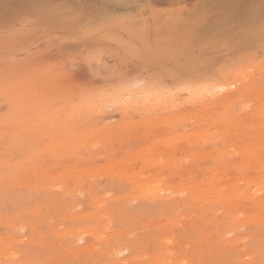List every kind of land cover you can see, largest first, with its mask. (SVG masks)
Masks as SVG:
<instances>
[{"label":"rangeland","instance_id":"obj_1","mask_svg":"<svg viewBox=\"0 0 264 264\" xmlns=\"http://www.w3.org/2000/svg\"><path fill=\"white\" fill-rule=\"evenodd\" d=\"M4 1L0 0V264H264L262 162L257 164L259 158L235 147L240 153L232 149L228 157L231 142L224 151L215 125L196 122L201 119L200 104L177 109L173 105L186 97L176 88L178 78L228 73L245 65L241 57L249 55L248 49L234 53L227 47L234 33L228 23H214L199 0L155 4V14L148 12L134 21L124 16L110 21L109 10L95 5L98 0L94 5L88 0L87 6L82 4L86 0H12L7 7ZM168 12L176 18L170 24ZM189 19L196 22L188 31L166 38L168 29H182ZM61 21L74 28L57 25ZM255 51L260 60L264 52ZM217 53L231 66L219 70L216 62L206 68L204 59L213 61ZM262 67L257 75H264ZM143 78L171 89L170 100L161 105L144 95L141 108L123 109V99L130 97L125 90L118 104L108 102L122 86L135 87ZM261 85L255 99L261 93L264 97ZM90 93L95 95L90 114L77 123L65 127L44 121L48 109L60 112L70 96L82 101ZM178 119L181 122L174 123ZM206 134V139L201 137ZM52 144L53 151L43 155ZM154 157L162 160L155 163ZM241 161L249 162L246 168ZM215 169L217 180L212 176ZM224 172L228 173L221 175ZM139 173L148 185L134 184L132 174L137 179ZM210 176L216 183L211 185L209 178L211 186L204 184ZM223 177H230L227 185ZM205 189L212 191L204 194ZM232 211L243 213L234 216Z\"/></svg>","mask_w":264,"mask_h":264},{"label":"bare ground","instance_id":"obj_2","mask_svg":"<svg viewBox=\"0 0 264 264\" xmlns=\"http://www.w3.org/2000/svg\"><path fill=\"white\" fill-rule=\"evenodd\" d=\"M4 1V0H3ZM8 1V2H7ZM7 1H4V5L7 7V5H9L8 3H10L9 1H12V0H7ZM17 1V0H15ZM20 1V0H18ZM27 1V0H26ZM85 1V0H84ZM88 0H86L84 3L85 6L89 5V1L87 2ZM96 1V0H95ZM95 1H91L93 2V5L95 4ZM7 2V4H5ZM13 2V1H12ZM11 2V3H12ZM21 2V1H20ZM87 2V3H86ZM188 2V0H98L96 1V6L97 5H103L105 6L106 9L109 10V12L106 13V16L107 18L110 20V21H116L118 20L119 16H124V17H127L129 19L127 20H136V18L150 12L152 14H155V10L152 9V6H154L155 4H169V5H175V4H181V3H186ZM16 3V2H15ZM21 4V3H20ZM19 4V5H20ZM73 4V3H71ZM198 4L201 6L202 10L205 9L206 11V8L209 9V12L208 14H210L211 16H213L212 18L214 19V23L218 24L219 26H222L226 23V25H229L232 30H234V33H233V36L231 38V40L227 43V47L231 50L234 51L235 53V50L239 51L240 53V50L242 49H248V56H240L241 58H243V62L245 63V65L243 67H239L237 69L234 68V71L232 72H228V73H219L217 75H212L211 74H206V73H201V74H198L196 75L195 77H188L186 78V80L183 81V79H177V81L175 82L176 84V88L178 89V91H185L186 92V97L183 99V100H180V101H176L174 105V107L177 109L178 107H184L185 105L187 104H194L197 105V104H200L201 105V108H202V111L200 112L201 114V119H199L198 121L196 120V122H211L212 125L214 124L215 127L214 128H217V131L215 130V132H218L220 133V136L222 137L223 139V144H224V151L227 150V145H231V148L230 146H228V148L230 149V151L226 152L228 153V157H231L230 156V152L231 150L234 148L240 152H243V153H247V154H250L251 156H254L256 158H259L258 161L255 160V158L253 159L252 157V162L255 163V161L257 162V164L259 162H262V166L264 167V160L262 158H264V97H261L262 96V93L261 95L255 99L256 97V92L258 90H262V86L261 84L264 83V75L263 74H260V75H257V71L258 69H260L262 67V64L264 65V56L261 57L260 60L257 59V56L256 54L258 53L257 51L255 50H258V48L260 50H262L264 52V32H262V25H264V0H199L198 1ZM44 5V4H43ZM21 6V5H20ZM32 6V5H30ZM3 7V6H2ZM1 7V8H2ZM6 7L4 9H6ZM19 7V6H18ZM17 7V8H18ZM34 7V6H33ZM41 7H43L41 5ZM21 8V7H20ZM36 8V7H35ZM34 9V8H33ZM72 9V8H71ZM19 10V9H18ZM30 10H32L30 8ZM38 10V9H37ZM42 11V9H40ZM90 10V9H89ZM96 10V9H95ZM201 10V11H202ZM39 11V10H38ZM46 11V10H45ZM45 11H42L45 13ZM32 13V11H31ZM36 13V12H35ZM170 13L171 12H168L166 15L167 16V22L170 24L172 23L171 21L175 20L176 18L173 17V16H170ZM207 13V12H205ZM49 14H47L48 16ZM93 15H96V12L94 11L93 12ZM46 17V15H45ZM50 18V17H49ZM55 18V17H53ZM160 19V18H158ZM156 20L157 22L159 20ZM78 21V20H77ZM196 21L194 20L193 23H195ZM73 23V22H72ZM164 23V22H163ZM184 23H187L186 25H182V29H176L173 31V29H168L167 33H168V37H171L173 34H176L177 32H186L189 30V26L190 25H193V23L191 22V19H189L187 22H184ZM55 24V23H54ZM62 25V27H64V29L66 28H71V26L73 25H69L68 26V23L65 22V21H61L59 24L57 25ZM224 25V26H226ZM223 26V27H224ZM72 28H74V25L72 26ZM165 29H163L164 31ZM162 31V27L158 28L157 29H154V33H157ZM212 35V34H211ZM174 36V35H173ZM214 36V35H212ZM171 40V39H170ZM235 49V50H234ZM254 50V51H253ZM232 51V52H233ZM237 51V52H238ZM246 52V51H245ZM257 52V53H256ZM262 52V53H263ZM238 54V53H237ZM204 55V54H203ZM201 55V56H203ZM224 55V54H223ZM215 56L213 59V61H208L209 59L207 58L206 60L204 59L205 62H207V66H205L206 68L210 65L212 66L211 68H213L215 65V63L217 62L216 65H220L218 68L220 70V67H230L231 65L229 64V66L226 64V63H222L225 62L226 60H223V57L222 54H215L213 55L212 54V57ZM203 57H206V56H203ZM227 57V56H226ZM239 57V58H240ZM210 58V57H209ZM192 59V58H191ZM191 61V60H189ZM228 61V60H227ZM262 62L261 63H258V62ZM205 62L203 63V61L201 62V65L202 63L205 64ZM226 64V66H225ZM158 67L160 69L164 68L163 64H159ZM204 67V68H205ZM209 68V67H208ZM217 68V69H218ZM264 69V66L262 67ZM225 69V68H223ZM172 72V76L175 77L177 76V74L173 71ZM209 72V71H208ZM207 72V73H208ZM214 72V71H213ZM215 73V72H214ZM217 73V71H216ZM175 74V75H174ZM155 82V81H154ZM160 82V80H159ZM135 87L133 86H122L124 89H122L121 91H116V96L117 97H114L113 95H111V99L108 97V102L111 104H118L120 102V96L121 94L123 93L124 94V91L127 90L128 93L130 95V97H127L125 99H123V109H127V108H135L136 110H138L137 108H141L140 106V102H141V98L146 95L150 98H154L158 101L159 104L163 105L165 104V102H167V100H170V91L171 89L167 88L166 86L163 85V83H152L151 81L147 80L146 78H143V79H140L138 80L136 83H135ZM16 91V90H15ZM93 93H90V94H85L84 95V98L82 101L80 100V96H77V97H69L66 102V106L62 107L61 111L60 112H50L49 109L48 111L46 112V116H45V119L44 121H46L49 124H62L64 125L65 127L67 125L70 126V124H73V123H77L78 122V119L80 116H82L83 114H86V115H89L90 114V111L88 110V108H90L92 105V103H90V100L92 99V97H94L92 95ZM124 95V97H126V95ZM131 97H133V99H131ZM145 97V96H144ZM147 97V98H148ZM184 97V96H183ZM255 99L256 102L253 104L251 103L252 100ZM74 100L73 102H70ZM101 104L102 102L100 101V98L97 99ZM122 101V100H121ZM94 105V104H93ZM97 105V103L95 104ZM120 106V105H119ZM151 108V107H149ZM122 110V109H121ZM130 110V109H129ZM126 112V111H125ZM179 121V122H178ZM180 123V119L176 120L174 123ZM185 125V124H184ZM203 125V124H202ZM202 125H198V126H202ZM205 125V124H204ZM213 125V126H214ZM50 126V125H49ZM75 126V125H74ZM53 128V127H52ZM180 128V127H179ZM191 129V128H190ZM52 130V129H51ZM192 130V129H191ZM197 130V129H196ZM199 130V129H198ZM201 130V128H200ZM169 131V130H168ZM203 132V131H202ZM214 130H213V133H215ZM80 133V132H79ZM219 133H216V134H219ZM188 134V133H187ZM191 134V133H189ZM188 134V135H189ZM201 134V133H199ZM205 135V131L203 133ZM79 135V134H78ZM180 136H182L181 134H179ZM198 135L196 136H193V137H196L198 139H201V137L205 138L209 135L206 134V136H201L200 138L197 137ZM211 136H214L213 134H211ZM81 138V136H79ZM184 137V136H183ZM78 138V137H76ZM79 138V140H80ZM213 138V137H211ZM215 138V137H214ZM217 138V137H216ZM176 140H180L179 137H176L174 138ZM182 139V138H181ZM193 140V138H191ZM206 139V138H205ZM204 139V140H205ZM48 140V139H47ZM62 140V139H61ZM73 140V139H72ZM74 143V141H72ZM82 140V139H81ZM172 140V139H171ZM190 140V139H189ZM189 140H187V142H189ZM191 140V141H192ZM221 139H219L220 141ZM49 141V140H48ZM56 141V140H55ZM54 141V142H55ZM60 141V140H58ZM56 141V142H58ZM66 141V140H64ZM77 141V140H76ZM75 141V143H76ZM84 141V140H83ZM170 140H167L166 141V144H168ZM173 141V140H172ZM172 141L169 143V144H173ZM195 141V139L193 140ZM217 141V143L219 142ZM5 142V141H4ZM11 142H14L13 140H11ZM10 142V143H11ZM70 142V146L73 145V143ZM79 142V141H78ZM77 142V143H78ZM164 144V140L162 141ZM168 142V143H167ZM177 142V141H176ZM207 142V141H206ZM216 142V141H215ZM61 144V141L59 142ZM65 142H63L64 144ZM67 143V141H66ZM69 143V142H68ZM76 143V145H77ZM190 143V142H189ZM12 144V143H11ZM21 144V143H20ZM57 144V143H56ZM81 141H80V145H81ZM182 144V143H181ZM220 144V143H219ZM217 144V145H219ZM53 145V146H52ZM51 148L50 149H47V150H44L43 151V155L49 151L52 152L53 151V148L56 146L54 144H52ZM59 145V144H57ZM67 145V144H66ZM69 145V144H68ZM79 145V143H78ZM174 145V144H173ZM172 145V146H173ZM21 146V145H20ZM19 146V147H20ZM83 146V145H82ZM186 146H189V145H186ZM193 146H194V143H193ZM5 147V146H4ZM9 147V146H8ZM23 147V146H22ZM25 147H27L25 145ZM233 147V148H232ZM3 148V147H2ZM49 148V147H48ZM152 148V147H151ZM196 148V147H195ZM217 148V147H216ZM221 148V147H220ZM219 146L216 149H214V151L218 152V149H220ZM13 149V147H12ZM23 149V148H22ZM25 149V148H24ZM35 149V148H33ZM82 149V148H81ZM154 149V148H153ZM212 149V148H211ZM233 149V152H235ZM143 150V149H142ZM81 150H79L80 152ZM164 151V150H163ZM212 151V150H211ZM223 150H220L219 152H221ZM236 151V153L238 152ZM24 152V151H22ZM143 152V151H142ZM145 152V151H144ZM147 152V151H146ZM146 152L144 154H146ZM232 152V153H233ZM238 152V153H240ZM160 153V152H159ZM191 153V151L189 152ZM215 153V152H214ZM195 154V153H194ZM202 154V153H201ZM217 154V153H215ZM223 154V153H221ZM48 155V154H47ZM203 155V154H202ZM226 155V154H225ZM232 155V154H231ZM237 155V154H236ZM141 156V155H140ZM159 156V155H157ZM201 156V155H200ZM221 156V155H220ZM219 156V158H220ZM233 156V155H232ZM238 156V155H237ZM263 156V157H262ZM8 157V156H6ZM153 158V156H151ZM225 157V156H224ZM226 156V158H228ZM239 157V156H238ZM238 157L236 159H238ZM243 157V156H242ZM18 158V157H17ZM16 158V159H17ZM22 158V157H21ZM20 157L18 159H21ZM235 157H233L234 159ZM249 158V157H248ZM4 158H2L3 160ZM11 159V158H10ZM9 161H12V159ZM14 159V161L16 160ZM41 160V158H39ZM143 159V158H141ZM147 159V158H146ZM155 159V157H154ZM153 159V160H154ZM158 159V158H157ZM155 159V160H157ZM240 159V158H239ZM238 159V160H239ZM243 159H247L246 158H243ZM241 159V160H243ZM151 160V159H150ZM149 160V161H150ZM154 160V161H155ZM162 160V159H160ZM160 160H157L155 161L156 162H160ZM221 160V159H219ZM229 161H231V158H228ZM251 160V159H249ZM247 159V161H249ZM8 161V163H9ZM20 161V160H19ZM148 161V159H147ZM148 161V163H149ZM153 161V163H154ZM216 161V160H215ZM218 161V160H217ZM216 161V163H217ZM234 161V160H232ZM18 162V161H17ZM21 162V161H20ZM31 162V161H30ZM141 162V161H140ZM242 162V161H241ZM246 162V161H245ZM7 163V164H8ZM12 163V162H10ZM28 163V162H27ZM209 163V162H208ZM232 163V162H231ZM233 163H240V162H237L235 160V162ZM249 162H247L246 164H248ZM15 164L16 161H15ZM15 164H14V170H16V167L15 168ZM19 164V163H18ZM37 164V163H36ZM108 164V163H107ZM150 164V163H149ZM159 164V163H158ZM236 164V165H237ZM246 164H243V162L240 164L245 166ZM253 164V163H251ZM10 165V164H9ZM8 165V166H9ZM24 165V163H23ZM26 165V164H25ZM113 165V164H112ZM116 165V164H115ZM157 165V164H156ZM233 165V164H232ZM36 166V165H35ZM117 166V165H116ZM223 166V165H221ZM219 166L222 170L223 168ZM230 166V165H229ZM235 166V165H234ZM253 166V165H252ZM255 166V169H256V165ZM20 167V165H19ZM146 167V166H145ZM224 167V170L227 171V168ZM248 167V165H247ZM250 167V166H249ZM260 167V166H258ZM116 168V167H115ZM236 168V167H235ZM242 168V167H240ZM246 168V166L244 167ZM108 169V168H107ZM121 169V168H120ZM124 169V167H123ZM218 169V168H217ZM220 169V170H221ZM236 169H239L236 168ZM249 169V168H248ZM252 169V168H251ZM253 169V170H255ZM22 170V169H21ZM25 169H23L24 171ZM70 170V169H69ZM68 170V171H69ZM109 170V169H108ZM107 170V171H108ZM126 170V169H124ZM130 170V169H129ZM229 170V169H228ZM17 171V170H16ZM19 171V170H18ZM17 171V172H18ZM63 171V170H62ZM60 170V172H62ZM66 172V173H69L70 172ZM219 171V169H218ZM216 169L214 170V173L211 172L210 174H212V176L214 175L215 176V172L216 174L218 175V172ZM233 171V170H232ZM231 171V172H232ZM242 171V170H241ZM260 171V170H259ZM21 172V171H20ZM59 172L58 176L61 175ZM218 172V173H217ZM240 172V171H239ZM256 172V171H255ZM264 172V171H263ZM65 173V174H66ZM131 173H136V172H132ZM166 173V172H165ZM225 174H221V175H226V173L228 172H224ZM259 173V172H258ZM262 173V172H261ZM63 174V172H62ZM138 174V173H137ZM264 174V173H262ZM133 176L131 177V179H134L133 181L135 182L134 184H137L139 186L142 187L141 184H143V187L144 185H148V181L147 180H144L143 177H140V175H142L141 173H139V177H137L136 179V174H132ZM220 175V174H219ZM219 175H218V178H219ZM244 175V174H243ZM242 175V176H243ZM246 175V174H245ZM259 175V174H258ZM57 176V177H58ZM159 176V175H157ZM157 176H154L156 177L155 179H157ZM165 176V175H164ZM212 176L208 177V180L209 181V178H212ZM260 176V175H259ZM63 177H68V176H63ZM62 176L61 178L64 179ZM160 177V176H159ZM239 177V176H238ZM182 178V177H181ZM198 178V177H197ZM207 178V177H206ZM215 180H217L216 176L214 177ZM214 178H212L211 180V183L210 181L209 182H205L204 184H216L215 181H214ZM225 177H223L224 179ZM228 178V176H227ZM254 178V177H253ZM52 179V178H51ZM161 180H163L164 178H159ZM230 179V177H229ZM228 179V180H229ZM237 179V178H236ZM242 179V177L240 178ZM239 179V180H240ZM244 179V178H243ZM242 179V180H243ZM247 179V178H246ZM259 179V178H257ZM256 179V180H257ZM151 180V179H149ZM154 180V179H153ZM160 180V181H161ZM190 180V179H189ZM203 180V179H202ZM200 180V181H202ZM226 182L225 184L227 185V183L229 182L226 178L224 179ZM233 180V179H232ZM238 180V182H239ZM77 181V180H76ZM157 181L159 182V180L157 179ZM169 181V180H168ZM174 181V180H173ZM199 181V182H200ZM214 181V182H213ZM219 181V180H218ZM231 181V180H230ZM235 181V179L233 180ZM232 181V183H233ZM258 181V180H257ZM156 182V181H155ZM157 182V183H158ZM198 182V183H199ZM224 182V181H223ZM263 182V180H262ZM260 182V183H262ZM77 183H80V182H77ZM163 183V182H162ZM161 183V184H162ZM179 183V182H178ZM200 187H202L200 184H203V183H200L198 184ZM237 183V181L235 182ZM244 183V182H242ZM14 184V183H13ZM150 184V183H149ZM203 184V186H204ZM222 184V182L220 183ZM231 184V183H230ZM234 184V183H233ZM241 184V182L239 183ZM238 184V185H239ZM192 185H194L192 183ZM210 185V186H211ZM223 186H225L224 184H222ZM221 185V186H222ZM252 185V184H251ZM254 187H255V184H253ZM264 185V183H263ZM11 186H12V183H11ZM14 186V185H13ZM155 186V185H154ZM207 186V185H206ZM205 186V187H206ZM216 186V185H215ZM237 186V185H236ZM243 186H246L243 185ZM50 187V186H49ZM140 187V189H142ZM150 187H152L150 185ZM162 187V186H161ZM161 187H159V189H161ZM176 187V186H175ZM187 187V186H185ZM198 187V186H197ZM196 187V189H198ZM199 187V189H201ZM248 187V186H247ZM250 187V185H249ZM248 187V188H249ZM263 187V186H262ZM138 188V187H137ZM148 188V186H147ZM192 188L194 189V187H191L189 189L192 190ZM237 188V187H236ZM234 188V189H236ZM238 188H241L240 186ZM251 188V187H250ZM253 188V187H252ZM251 188V189H252ZM139 189V188H138ZM153 189V188H152ZM154 189H157V188H154ZM164 189V188H162ZM161 189V191H162ZM186 189L187 188H183ZM188 189V190H189ZM244 189V188H242ZM246 189V188H245ZM143 190V189H142ZM151 190V189H149ZM167 190H171V189H167ZM208 190V189H207ZM205 189V192L204 194L207 192V194H209V191L211 192L212 190H208L207 191ZM231 190V189H230ZM248 189H246V192L245 193H248L247 192ZM263 190V189H262ZM31 191V189L29 190ZM145 191V190H144ZM158 191V190H157ZM156 191V193H157ZM166 191V189L164 190ZM177 191H180V190H177ZM193 191V190H192ZM196 190H194L195 192ZM199 192V190H197ZM226 191V190H225ZM238 191V190H237ZM244 191V190H243ZM32 192V191H31ZM151 192V191H150ZM160 192V191H158ZM181 192V191H180ZM189 192V191H188ZM191 192V191H190ZM203 194V191H201ZM215 192V191H214ZM222 191H220L221 193ZM236 192V190H235ZM239 192V191H238ZM237 192V193H238ZM242 192V191H240ZM252 192V191H251ZM23 193V192H22ZM63 193V192H62ZM66 193V192H65ZM132 193V192H131ZM145 193V192H144ZM148 193V191H147ZM152 193H155L154 191H152ZM218 192L216 191V194ZM219 193V195H221ZM227 193V192H225ZM230 193V191L228 192ZM234 193V192H232ZM244 193V192H243ZM244 193V194H245ZM254 193V192H253ZM256 193H261L260 191L259 192H256ZM140 194V193H139ZM143 194V193H142ZM158 194V193H157ZM162 194V193H161ZM206 194V199L208 198ZM215 194V193H214ZM214 194H210L209 197H211V200L214 196ZM251 194V193H249ZM137 195V194H136ZM149 195V194H147ZM191 195V194H190ZM199 195V194H198ZM199 195V196H200ZM224 195V193H223ZM227 195V194H226ZM247 195V194H246ZM159 196V195H158ZM173 196V195H172ZM192 196V195H191ZM197 196V195H196ZM205 196V195H203ZM218 196V195H216ZM214 198V200H218L217 198ZM231 196V194H230ZM241 196V195H240ZM250 196V195H249ZM251 196H254V195H251ZM261 196V195H260ZM264 196V195H263ZM138 197V196H137ZM155 197V196H154ZM221 197V196H220ZM237 197V195H236ZM255 197V196H254ZM258 197V198H257ZM203 198V197H202ZM205 198V197H204ZM235 198V196H234ZM250 198V197H249ZM255 198L259 199V195H257ZM222 199H223V196H222ZM221 199V200H222ZM225 199H230L228 198V196L226 198H224L223 200ZM233 199V197H232ZM199 200V199H198ZM203 200V199H202ZM207 200H210V199H207ZM210 200V201H211ZM220 200V199H219ZM220 200V201H221ZM231 200V199H230ZM236 202L237 199H235ZM235 200L233 202H235ZM245 200V199H244ZM243 200V202H244ZM255 200V199H254ZM262 200V199H261ZM193 203V200H191ZM227 201V200H226ZM198 202V201H196ZM224 202V201H223ZM222 202V203H223ZM232 202V201H231ZM240 202V200H239ZM238 202V204H239ZM242 202V203H243ZM247 202V201H246ZM263 202V201H262ZM209 203V202H208ZM228 203V202H227ZM249 203V202H248ZM194 204V203H193ZM251 204V203H250ZM254 204V203H252ZM173 205V204H172ZM255 205V204H254ZM198 206V205H197ZM205 206V205H204ZM263 207V206H262ZM241 208V207H240ZM195 209V208H194ZM250 209V208H249ZM261 209V208H260ZM242 210V209H241ZM253 210V209H252ZM251 210V211H252ZM259 210V209H258ZM255 212V210H253ZM262 213H264L263 211L264 210H261ZM228 212V211H227ZM241 212V211H239ZM238 212V214H239ZM243 213V212H241ZM229 214V213H228ZM226 213V215H228ZM231 214V212H230ZM235 214L233 211H232V215ZM238 214H235L234 216H237ZM231 215V216H232ZM240 215V214H239ZM70 216V215H69ZM242 216V215H241ZM245 216V215H244ZM250 216V215H248ZM252 216V215H251ZM259 216H262V215H259ZM258 216V217H259ZM264 216V214H263ZM256 219V218H254ZM207 220V219H206ZM245 220V219H244ZM243 220V221H244ZM249 220V219H247ZM239 224V223H238ZM240 236V235H239ZM235 238V237H234ZM232 238V239H234ZM208 239V238H207Z\"/></svg>","mask_w":264,"mask_h":264},{"label":"snow or ice","instance_id":"obj_3","mask_svg":"<svg viewBox=\"0 0 264 264\" xmlns=\"http://www.w3.org/2000/svg\"><path fill=\"white\" fill-rule=\"evenodd\" d=\"M262 32H264V25H262Z\"/></svg>","mask_w":264,"mask_h":264}]
</instances>
